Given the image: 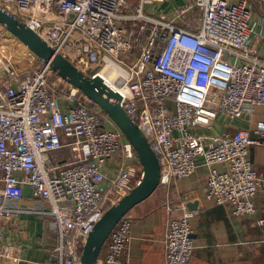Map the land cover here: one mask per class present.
<instances>
[{
  "label": "built area",
  "instance_id": "obj_1",
  "mask_svg": "<svg viewBox=\"0 0 264 264\" xmlns=\"http://www.w3.org/2000/svg\"><path fill=\"white\" fill-rule=\"evenodd\" d=\"M167 1L0 0V6L90 75L105 81L101 71L111 74L110 62L116 65L122 106L157 152L159 186L169 197L175 179L193 177L204 164L208 200L230 206L236 217L256 215L264 180L249 151L264 141V119L257 123L256 137L245 127L234 133L197 131V124L210 126L208 112L224 113L235 123L264 105V58L252 44L251 4L190 0L161 9ZM8 34L0 23V44ZM21 50L20 62L0 58V195L5 201L48 202L49 210L34 209L55 216L58 241L48 264H82L91 229L141 181L144 169L132 143L99 104L26 45ZM58 99L71 105L63 108ZM65 147L70 157L46 158ZM111 160L117 163L114 171L107 166ZM219 163L227 168L218 169ZM3 201L0 219L22 210ZM187 202L166 201L168 213L182 212L168 217L164 264H193L195 211ZM132 226L126 214L106 240L98 264H131L126 251ZM12 251L11 244L1 249L7 256Z\"/></svg>",
  "mask_w": 264,
  "mask_h": 264
},
{
  "label": "crops",
  "instance_id": "obj_2",
  "mask_svg": "<svg viewBox=\"0 0 264 264\" xmlns=\"http://www.w3.org/2000/svg\"><path fill=\"white\" fill-rule=\"evenodd\" d=\"M190 0H168L161 4V9L168 10L171 5L187 4ZM253 9L252 44L264 58V0H248ZM197 9V18H198ZM8 34L0 44V58L2 55L12 56L16 62L23 59L20 49L21 41ZM9 42L10 50L1 48ZM14 47H17L13 49ZM24 60V59H23ZM215 94L213 100H218ZM58 105L67 108L71 104L58 99ZM209 127L199 126L201 133H234L238 127H245L256 137L255 129L260 119H264V105L257 107L252 114H245L229 122L224 113L212 111L207 113ZM64 140H69L63 136ZM68 150V152L66 151ZM69 153V154H67ZM71 156L68 147L59 152L46 154L50 161L60 162ZM250 159L258 174L264 180V141L253 143L249 151ZM117 163L109 161L107 166L115 170ZM218 169L227 168L226 163L217 164ZM209 169L206 165H199L197 172L191 178L175 179L170 197L163 186L134 206L128 216L133 221L132 238L126 255L131 264H164V247L162 239L168 225V217H178L182 210L175 209L168 213L166 201L168 198L178 205L183 199L198 202L192 217L193 238L196 248L191 258L193 264H264V186L257 194L258 211L256 215L241 217L233 216L231 207L216 204L207 198ZM4 186L0 181V191ZM0 195V204L4 200ZM42 199L29 198L27 201H3L9 205H21L22 210L16 211L10 217L0 219V264H48L55 259L53 247L58 241L55 227V216L51 213L36 212L34 209L49 210L48 202ZM189 208V206H188ZM170 214V215H169ZM8 244L13 246L12 254L7 256L1 249Z\"/></svg>",
  "mask_w": 264,
  "mask_h": 264
},
{
  "label": "water",
  "instance_id": "obj_3",
  "mask_svg": "<svg viewBox=\"0 0 264 264\" xmlns=\"http://www.w3.org/2000/svg\"><path fill=\"white\" fill-rule=\"evenodd\" d=\"M0 23L33 53L49 62L59 75L99 104L132 143L143 166L144 175L141 181L105 211L88 235L81 256L82 264H98L100 253L114 227L134 206L150 197L158 188L161 176L160 158L138 122L122 106V94L112 89L101 75L92 76L83 71L25 21L1 6ZM197 205V201L188 203L190 209L197 208Z\"/></svg>",
  "mask_w": 264,
  "mask_h": 264
},
{
  "label": "bare ground",
  "instance_id": "obj_4",
  "mask_svg": "<svg viewBox=\"0 0 264 264\" xmlns=\"http://www.w3.org/2000/svg\"><path fill=\"white\" fill-rule=\"evenodd\" d=\"M110 64L112 65V69H114L115 71H112L111 74L109 73H106L104 70L101 71V74L106 78V83H108V85L110 87H113L115 90H118V91H121L122 92V89L123 87L118 84L116 81H114V76L116 75V72L118 71V68L116 67V65H114L112 62H110ZM108 69V68H106ZM111 69V68H109Z\"/></svg>",
  "mask_w": 264,
  "mask_h": 264
},
{
  "label": "rangeland",
  "instance_id": "obj_5",
  "mask_svg": "<svg viewBox=\"0 0 264 264\" xmlns=\"http://www.w3.org/2000/svg\"><path fill=\"white\" fill-rule=\"evenodd\" d=\"M14 12H16V11H14ZM13 37H15V39H17V37L15 36V35H13V34H11ZM19 41H21L20 39H18ZM5 41V40H4ZM21 43V45H22V47L25 45L22 41L20 42ZM2 44V43H1ZM1 48H5V49H9L10 48V44H9V42H6L5 44H3L2 46H1ZM15 48H17V47H14L13 49H15ZM24 49V48H23ZM10 50V49H9ZM23 51L20 49V53H22ZM71 58H73V56L71 55L70 56ZM258 107V106H257ZM257 109V108H256ZM66 151L68 152V150L66 149ZM56 152V151H55ZM57 152H59V151H57ZM67 154H69V153H67ZM159 189V187L157 188V190Z\"/></svg>",
  "mask_w": 264,
  "mask_h": 264
}]
</instances>
